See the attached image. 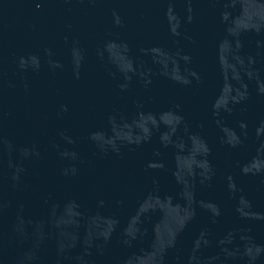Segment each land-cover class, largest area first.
I'll return each instance as SVG.
<instances>
[{
	"label": "water",
	"instance_id": "1",
	"mask_svg": "<svg viewBox=\"0 0 264 264\" xmlns=\"http://www.w3.org/2000/svg\"><path fill=\"white\" fill-rule=\"evenodd\" d=\"M0 264H264V0H0Z\"/></svg>",
	"mask_w": 264,
	"mask_h": 264
}]
</instances>
